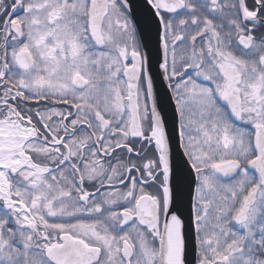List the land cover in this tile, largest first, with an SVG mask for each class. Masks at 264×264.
Returning <instances> with one entry per match:
<instances>
[{
	"label": "snow or ice",
	"instance_id": "6c2138e0",
	"mask_svg": "<svg viewBox=\"0 0 264 264\" xmlns=\"http://www.w3.org/2000/svg\"><path fill=\"white\" fill-rule=\"evenodd\" d=\"M0 264H264V0H0Z\"/></svg>",
	"mask_w": 264,
	"mask_h": 264
}]
</instances>
